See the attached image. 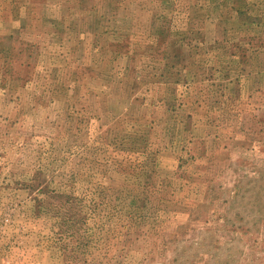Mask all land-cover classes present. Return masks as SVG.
<instances>
[{"label":"rangeland","instance_id":"1","mask_svg":"<svg viewBox=\"0 0 264 264\" xmlns=\"http://www.w3.org/2000/svg\"><path fill=\"white\" fill-rule=\"evenodd\" d=\"M0 264H264V0H0Z\"/></svg>","mask_w":264,"mask_h":264}]
</instances>
